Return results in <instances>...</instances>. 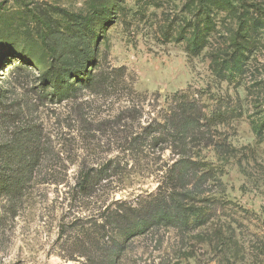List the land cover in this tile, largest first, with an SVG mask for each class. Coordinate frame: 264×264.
<instances>
[{"label":"rangeland","instance_id":"1","mask_svg":"<svg viewBox=\"0 0 264 264\" xmlns=\"http://www.w3.org/2000/svg\"><path fill=\"white\" fill-rule=\"evenodd\" d=\"M256 7L0 0V264H264Z\"/></svg>","mask_w":264,"mask_h":264},{"label":"trees","instance_id":"2","mask_svg":"<svg viewBox=\"0 0 264 264\" xmlns=\"http://www.w3.org/2000/svg\"><path fill=\"white\" fill-rule=\"evenodd\" d=\"M259 11L262 12V14H264V9H260L259 7H256ZM88 181H89V175H84L83 177V181L81 183L80 189L83 192H87L88 190ZM5 187L1 186L0 190H4ZM22 190V185H18L17 186V190L15 191H21ZM141 215H139L140 217ZM118 217L120 218L119 221H123V233L124 236L126 237V239H131L133 237L139 236L141 234H144L146 228L144 227V225H139L136 224L134 221L129 219V215H127V212H125L124 210L121 211V213H118ZM138 217V216H137ZM149 222L154 223V222H161L162 220H166L167 222H174V218L169 217L168 215L164 214L161 216H153V215H149L148 219ZM141 220L139 219V222ZM99 264H102L101 262Z\"/></svg>","mask_w":264,"mask_h":264}]
</instances>
